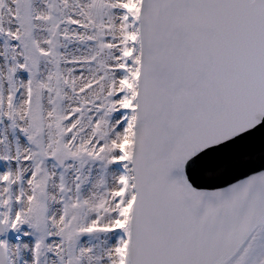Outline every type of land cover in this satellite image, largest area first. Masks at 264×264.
I'll list each match as a JSON object with an SVG mask.
<instances>
[{"label":"snow or ice","instance_id":"6c2138e0","mask_svg":"<svg viewBox=\"0 0 264 264\" xmlns=\"http://www.w3.org/2000/svg\"><path fill=\"white\" fill-rule=\"evenodd\" d=\"M0 264H264V0H0Z\"/></svg>","mask_w":264,"mask_h":264},{"label":"rangeland","instance_id":"374dc122","mask_svg":"<svg viewBox=\"0 0 264 264\" xmlns=\"http://www.w3.org/2000/svg\"><path fill=\"white\" fill-rule=\"evenodd\" d=\"M9 238H10V240H12L13 242H15V240L17 239V235H16V234H9Z\"/></svg>","mask_w":264,"mask_h":264}]
</instances>
